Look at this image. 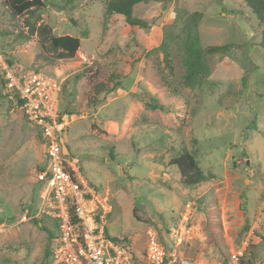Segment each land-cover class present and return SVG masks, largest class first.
<instances>
[{"label": "rangeland", "instance_id": "1", "mask_svg": "<svg viewBox=\"0 0 264 264\" xmlns=\"http://www.w3.org/2000/svg\"><path fill=\"white\" fill-rule=\"evenodd\" d=\"M5 1L0 50L60 83V109L69 116L60 144L78 159L84 179L109 198L108 235L127 239L136 254L144 252L150 231L169 251L180 238L186 264H226L233 250L252 245V264H264V47L261 24L246 2L139 4L134 15L151 25L145 31L108 14L107 0H43L41 22L56 36L81 41L74 59L57 60L38 36L23 38L28 16L11 18ZM193 19L203 48L232 47L208 57L210 76L192 88L182 41ZM113 74L122 84L94 105L96 87ZM151 99L163 108L147 106ZM42 140L0 83V264H52L44 259L47 231L33 222ZM184 151L207 177L203 184L183 185L178 169L168 166ZM39 224L55 230L51 219Z\"/></svg>", "mask_w": 264, "mask_h": 264}, {"label": "built area", "instance_id": "2", "mask_svg": "<svg viewBox=\"0 0 264 264\" xmlns=\"http://www.w3.org/2000/svg\"><path fill=\"white\" fill-rule=\"evenodd\" d=\"M0 77L42 134L45 159L37 174L40 202L33 218L57 223L52 264H186L180 257V238L169 251L150 231L144 252L136 254L129 243H117L108 235L105 223L113 212L109 198L84 179L78 159L64 154L60 144L61 134L69 129V116L60 109V83L10 62L1 51ZM247 246L233 250L226 264H241Z\"/></svg>", "mask_w": 264, "mask_h": 264}, {"label": "trees", "instance_id": "3", "mask_svg": "<svg viewBox=\"0 0 264 264\" xmlns=\"http://www.w3.org/2000/svg\"><path fill=\"white\" fill-rule=\"evenodd\" d=\"M255 15L257 16L262 29V45L264 47V0H244ZM166 3L168 0H107L106 10L107 13L112 15H120L124 17L127 24L133 27H139L145 31H148L151 25L137 18L134 15V9L139 4L147 3ZM6 10L11 18L19 16H28L25 19V26L28 28V36H24L28 40L32 36H38L39 43L42 49L49 54H52L57 60H72L75 58L76 53L80 49L81 41L80 38L63 35L56 36L53 34L52 28L45 24L41 18V12L45 8L43 0H6L4 2ZM192 25L187 28L185 38L182 41L183 50V61L184 66L187 70L186 83L189 87H196L202 85L203 81L210 76L211 70L208 64V57L216 55H226L232 45L222 46H208L203 48L200 43V37L197 32V19H193ZM23 41V40H22ZM1 51V50H0ZM2 52V51H1ZM170 52L168 46H165V60L167 61L169 68L172 71ZM8 59V58H7ZM13 62L11 59H8ZM37 70V69H36ZM116 78H118L116 80ZM0 83L5 88V82L0 77ZM113 83L112 85H109ZM119 77L113 74L107 83H101L96 87V94L94 95L92 103L96 105L99 100V95L103 92L113 93L121 85ZM6 89V88H5ZM7 93L12 96V101L18 103V98L15 94ZM147 106L152 108H163L157 101L151 99L146 101ZM168 166H175L180 173V180L183 185L186 186H198L207 181V177L203 174L202 170L198 166L195 157L189 151H184L180 156L172 159ZM41 167V166H40ZM39 189V188H38ZM34 213V211H32ZM135 218L138 221L143 219L137 215V212H133ZM42 220L33 219V222L38 226L39 229L47 231L49 243L46 245L44 250V259H50L52 263V250L55 245V240L58 238L59 232L56 221L54 223V231L46 226H41L39 223ZM147 222V221H146ZM117 243L123 244L127 241L125 238H112ZM254 246L250 245L247 248L246 254L243 257L241 264H252V254Z\"/></svg>", "mask_w": 264, "mask_h": 264}]
</instances>
